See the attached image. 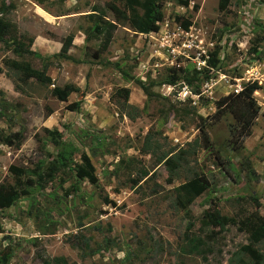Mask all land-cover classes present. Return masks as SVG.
<instances>
[{
	"label": "rangeland",
	"instance_id": "374dc122",
	"mask_svg": "<svg viewBox=\"0 0 264 264\" xmlns=\"http://www.w3.org/2000/svg\"><path fill=\"white\" fill-rule=\"evenodd\" d=\"M159 1L162 18L155 31L142 34L128 21L117 24L106 50L94 57L99 38L84 40V32L91 31L85 14L97 6L112 21L107 3L124 9L123 0H0L5 39L0 41V132L22 136L18 145L0 143V184L13 197L0 210V264H41L38 247L43 257L60 255L72 264H225L228 252L246 242L232 222L221 228L214 224L221 230L209 240L207 262L179 252L186 220L172 189L192 173L210 181L188 205L194 218L213 203L226 218L239 205L250 209V194L264 216V0ZM67 34L71 45L67 56L59 57ZM30 37L29 48L42 58H20L11 51L13 40L25 43ZM214 50L217 68H210L206 61ZM5 59H25L36 69L47 60L51 83H22ZM172 68L190 82L161 83ZM135 79L153 82V95L147 98ZM252 80L258 85L252 92L258 111L249 134L240 139L239 123L214 102ZM64 83L78 91L60 101L49 89ZM199 125L209 148L190 150ZM63 145L70 150V167L87 156L95 184L75 182L69 167L46 179L45 166ZM180 150L187 154L181 153L184 160L172 177L156 157ZM9 165L23 167L24 174L9 172ZM35 165L41 167V179ZM142 169L147 174L131 186L128 179H136ZM80 234L90 237L81 252L74 245ZM257 246L264 254V240Z\"/></svg>",
	"mask_w": 264,
	"mask_h": 264
},
{
	"label": "trees",
	"instance_id": "16d2710c",
	"mask_svg": "<svg viewBox=\"0 0 264 264\" xmlns=\"http://www.w3.org/2000/svg\"><path fill=\"white\" fill-rule=\"evenodd\" d=\"M223 0H220V2ZM123 8L121 9L113 3H107V8L112 12V21L107 19L104 15V10L92 6L86 15V18L91 21V31L90 33L84 32V40H88L90 36H95L99 38V43L95 50L92 52L94 57H99L103 53L107 46L109 45L113 31L117 24L129 22L132 30L134 32L146 34L150 31H155L157 29V23L162 18L161 3L159 0H123ZM2 7H4L2 5ZM1 10V9H0ZM1 24V23H0ZM188 21L181 22V26L186 28ZM72 35L67 34L63 37L61 41L58 53L59 57H66V52L71 45ZM24 41L21 39L13 40L11 51L17 56L22 57L24 54L34 55L42 58L36 51L29 48L32 42V38H26ZM0 41H5L4 33L0 30ZM211 57L207 59L206 64L210 68H217L218 59L216 57L217 51L214 50L210 53ZM46 58V57H45ZM3 64L19 74V80L25 83L28 79H33L42 85H48L51 83L50 77L45 73L47 68V60L42 62L41 69H36L31 67L29 62L25 59H5ZM179 69H171V73L167 78L161 83L168 85H174L177 80H183L189 83L190 80L187 76H179L177 73ZM197 73L193 71L192 79L197 78ZM132 79V77H128ZM135 84L142 90L147 98L151 97L153 93L149 89V86L153 84L150 83L145 85L138 79H135ZM258 88L256 81H249L241 87L236 93L230 92L226 95L219 97L214 103L215 107L218 109H227L231 113L232 117L239 123L240 128V139H243L249 134V128L257 115L258 107L255 105L254 99L252 97V92ZM78 87L71 83H64L62 86L52 85L49 89L51 96L55 97L57 100L65 101L67 96L71 92H77ZM120 92L123 96L124 108L129 105L126 103V98L128 94V89H121ZM192 93L198 94L199 91L195 88L192 89ZM123 107V106H122ZM122 108V110H124ZM132 108V107H131ZM127 113V112H126ZM135 115V114H134ZM130 118L133 117V113H127ZM200 126V125H199ZM199 138L190 142V150H194V147L209 148V143L203 130V127H198ZM44 132L48 135H55L56 131L43 128ZM22 139L21 133L16 131L12 134H3L0 132V143L4 145H18ZM235 139V138H234ZM240 141V140H239ZM70 150L65 149V146L57 148L56 153L53 158L49 160L45 166L44 171H47L45 176L49 180L53 177L54 173L59 169H64L69 167L73 172L74 181L85 179L90 184H95L96 179L93 173L92 165L90 164L87 156L82 155L79 162L72 163V167L68 166L71 161ZM187 154L186 151H178L167 153H160L156 157V162H163L166 169L168 170L170 176L175 175L176 169L179 166L180 161L184 160V155ZM246 164V163H245ZM248 165V164H246ZM39 165H35V171L38 174L37 179H41V174L37 171L40 170ZM8 171L15 175H23L24 168L16 167L14 165L8 166ZM251 168H248V173H252ZM147 174V170H140L136 179H128L131 182V186L137 187V182L140 181L142 177ZM169 181V179H167ZM28 184L31 183L29 179ZM210 186V181L208 178L201 173H192L191 176L185 180L183 183L173 187L174 193V204L178 205L180 209L183 210V215L185 217V224L183 226V231L181 234V244L178 246L181 255H195L199 256L202 261L207 262V256L211 254V246L209 245V240L213 241L221 229H213L216 222H219L218 226L221 228L224 223L232 222L237 225L239 231L244 232L246 235V242L239 244L234 250L228 252L225 264H264V254L258 248V244L264 240V216L258 211V203L256 202L255 195L250 194V199H252L254 206L250 209H245V206L239 205L235 210L234 214L226 218L225 216L219 215L216 211V203L211 204L209 209H205L201 212L199 217L196 219L192 216L188 209V205L203 191L208 189ZM13 201L11 193L5 188L3 184H0V210L4 209ZM106 231H110L111 226L108 222L105 223ZM90 237L85 235H79L76 239L74 245L81 251L86 250L89 247ZM41 247L35 249L36 255L41 257V264H72L63 256H52L50 258L43 257L41 254Z\"/></svg>",
	"mask_w": 264,
	"mask_h": 264
},
{
	"label": "built area",
	"instance_id": "2783aa9c",
	"mask_svg": "<svg viewBox=\"0 0 264 264\" xmlns=\"http://www.w3.org/2000/svg\"><path fill=\"white\" fill-rule=\"evenodd\" d=\"M253 81V80H252ZM255 81V80H254ZM263 81V85H262V87H263V89H264V79L262 80ZM256 83H257V81H256Z\"/></svg>",
	"mask_w": 264,
	"mask_h": 264
}]
</instances>
